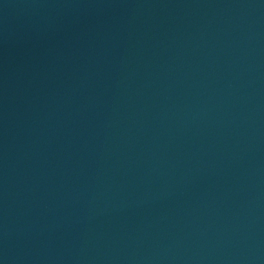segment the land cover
<instances>
[{
	"label": "water",
	"instance_id": "obj_1",
	"mask_svg": "<svg viewBox=\"0 0 264 264\" xmlns=\"http://www.w3.org/2000/svg\"><path fill=\"white\" fill-rule=\"evenodd\" d=\"M0 264H264V0H0Z\"/></svg>",
	"mask_w": 264,
	"mask_h": 264
}]
</instances>
